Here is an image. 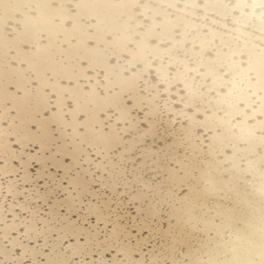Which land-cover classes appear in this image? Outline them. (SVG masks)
<instances>
[{
    "label": "bare ground",
    "instance_id": "obj_1",
    "mask_svg": "<svg viewBox=\"0 0 264 264\" xmlns=\"http://www.w3.org/2000/svg\"><path fill=\"white\" fill-rule=\"evenodd\" d=\"M233 2L191 7L186 0H176L177 6L168 8L160 0H140L139 5L120 0H9L0 8L3 63L10 74L13 69H27L28 65L15 57L20 53L31 57L45 49L58 63L67 64L72 54L87 53L81 49L79 35L66 30L78 23L95 35L93 25L101 21L107 29L101 34L109 41L125 35L140 40L138 33L146 32L154 21L164 24L168 19L181 26L174 33L177 39L183 25L190 23L197 26L193 35L212 39L213 32L219 33L214 43L224 52L229 49L224 48L221 39L232 48L247 43L258 55L264 49V32L254 16L260 12L237 10ZM60 24L64 27L58 28ZM237 28L239 32L234 31ZM88 47H96V42L89 41ZM129 47L135 49L136 44L130 43ZM129 59L123 53L119 59L110 58L109 63L127 66L129 71L124 75L131 76L142 65L133 69L127 64ZM88 63L87 59L79 60L80 68L88 69ZM97 71L98 79L106 84V73ZM27 74L33 77L29 87L35 90L40 82L35 73ZM96 74L93 70L86 73ZM46 75L50 83H55L52 72ZM148 79L157 82L154 70ZM80 82L83 91L90 92L95 80ZM61 86L75 87V82L61 80ZM8 91L23 95L14 84ZM116 91L119 89H98L101 96ZM202 91L212 106L197 119L215 115L213 132L198 129L190 138L189 121L166 113L150 117V109L145 107L132 111L135 127L118 124V142L97 155L96 148L83 142L87 128L70 126L73 118L68 110L75 104L65 94L63 121L54 120L53 113L60 111L57 96L50 88L45 89L48 110L38 118L48 122L53 143L47 149L39 144L22 149L14 137L9 138L14 151H24V161L28 156L40 157L30 162L27 180L22 161H0V167L8 168L7 174H0V204L6 209L0 213L4 220L0 228L7 229L6 233L0 231V250L5 252L0 264H264V128L259 127L264 116L257 115L245 124L234 109L215 104L217 93L209 92L207 87ZM167 100L165 93L161 102ZM128 107H132L131 101ZM174 107L177 111L183 109L182 105ZM9 115L15 116L16 112ZM117 115L114 110L102 113L100 118L105 124L96 127L97 134L101 129L111 133L108 125L116 123ZM109 116L113 117L110 121ZM86 119L84 113L77 116L80 124ZM9 123L4 121L3 127ZM247 129L255 136H249ZM31 130L38 132L39 128L32 125ZM213 136L219 139L213 141ZM9 186H14L12 195L8 194ZM25 221L36 230L31 239L23 235L28 231L22 226ZM13 241L30 249L26 259H13L24 255Z\"/></svg>",
    "mask_w": 264,
    "mask_h": 264
},
{
    "label": "snow or ice",
    "instance_id": "obj_2",
    "mask_svg": "<svg viewBox=\"0 0 264 264\" xmlns=\"http://www.w3.org/2000/svg\"><path fill=\"white\" fill-rule=\"evenodd\" d=\"M9 0H0L2 8ZM131 2L139 5L140 0H120V3ZM168 8L177 6L176 0H160ZM224 0H186V4L191 7H207L211 5L223 4ZM232 6L237 9H252L255 14L259 10V16H254L261 24V31L264 32V0H234ZM253 17H249L251 20ZM51 23V21H48ZM217 21H213V24ZM63 28V24L57 25ZM97 29V34H90L86 28L75 24L66 31L69 34H78L81 49L87 55L81 56L79 52L69 57V62H57L53 57L47 55V50L40 49V54L20 53L15 59H19L21 64H27V69H13L11 74L6 71V65L3 63V49L5 47L0 40V161L6 164L13 160H20L23 163L25 179H28L27 168L31 161H38L40 157L28 156L27 161L23 160L24 151H14L9 138H15V144L26 149L29 144H39L42 149H47L53 143L48 134L47 121L38 117L43 111L48 110L49 95L45 89L50 88L56 94V105L59 112L53 113V119L63 121L65 114L66 99L75 104L74 109H70L69 114L73 118L70 126L87 128L88 132L83 139L84 143H89L91 147L97 149V155L111 150V147L119 140L117 125L120 123L131 124L135 127L134 119L131 113L135 109L143 110L149 108V116L159 117L162 114L174 116L177 120L184 119L189 121V137L196 135V130L203 129L205 133L213 132L216 128L215 115H206L205 119H197L199 115L206 114L211 106L212 101L206 99L207 94L202 91L207 87L209 92L217 93L214 98L215 104L227 105L230 109L235 110V115L244 118L245 124L248 120H253L257 115L264 116V49H261L257 55L246 43L243 47L232 48L231 45L221 39L224 52L218 47L214 40L220 36L219 33H212V39L202 38L199 35H193L196 32V25L186 23L182 31L179 32L180 38L177 39L174 33L180 29V25L165 19L164 24L153 25L144 33H138L142 38L135 40L130 35L117 36L114 40H106L101 34L107 29L104 22L93 25ZM227 27V25H224ZM163 28V31L157 29ZM239 32L240 29H234ZM248 35V33H242ZM259 39V37H258ZM89 41H95L96 47H88ZM158 41V43H153ZM68 43V39L65 40ZM130 43H135L136 48L129 47ZM169 44V47H162ZM191 45L188 47V45ZM100 45L105 47L101 48ZM197 48L199 50L197 51ZM127 53L131 59L127 64L131 68L142 65L139 71H133L131 76L124 74L129 71L125 65L117 63L112 65L109 59L112 57L120 58V54ZM247 56V59L241 57ZM23 57V58H21ZM87 59L88 69L80 68L79 60ZM71 61H76L72 63ZM44 65H49L44 67ZM102 69L106 74L103 79L106 84L101 83L98 79L99 71ZM223 69V71H219ZM88 70L96 71V76H87ZM155 71L157 82L153 83L148 77L152 71ZM174 70V71H173ZM52 72L56 77L55 83H50L47 72ZM27 73H35V79L40 82V86L33 90L31 85L33 77ZM255 73V75H253ZM226 77H229L226 79ZM82 79L95 80L91 84V91H83ZM211 80V84L207 82ZM61 80L75 82V87L61 86ZM255 81V82H254ZM10 84H14L18 91L23 95H17L15 92H9ZM161 86L163 90H161ZM102 88L105 92H112L114 88L119 91L109 96H101L98 89ZM226 89V92L222 90ZM168 95V100L161 102L163 94ZM173 97H176L173 99ZM128 101L132 102V107H128ZM11 103V108L8 104ZM175 105H182L183 109L177 111ZM246 106V107H242ZM114 110L118 115L115 117L116 123L109 124L111 133L97 134L96 127L104 125L105 121L100 118L102 113H108ZM249 110L251 115H249ZM15 111L16 115L10 117L9 113ZM84 113L87 119L83 124L77 121V116ZM191 113V114H190ZM113 117L109 116L108 120ZM8 127H3L4 121H9ZM230 124V121H225ZM32 125H37L38 132L31 130ZM259 127L264 128V121L260 122ZM249 136H255V132L247 129ZM91 137V139H89ZM196 139L200 137L196 136ZM217 141L218 137H211ZM43 163V161H40ZM19 171V170H14ZM7 166L0 167V174H7ZM3 185H0V189ZM8 194L14 193V186H9ZM21 207H24L21 205ZM27 210V209H25ZM6 211L0 204V213ZM4 223L0 217V224ZM22 226L28 228L23 233L26 239H31V234L36 231L25 221ZM13 230L15 226L13 225ZM0 231L7 232V229L0 228ZM7 235L4 239H7ZM15 247L22 248L24 255L22 257H13L14 260L22 261L29 256V248L22 242L13 241ZM0 256H5V252L0 250Z\"/></svg>",
    "mask_w": 264,
    "mask_h": 264
}]
</instances>
